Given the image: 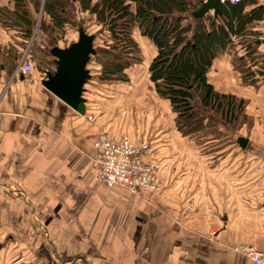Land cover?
<instances>
[{"label":"crops","instance_id":"crops-1","mask_svg":"<svg viewBox=\"0 0 264 264\" xmlns=\"http://www.w3.org/2000/svg\"><path fill=\"white\" fill-rule=\"evenodd\" d=\"M241 2L242 14L257 11L260 17L246 22L244 35L231 40H256L252 50L264 67V0ZM205 16L214 17L213 10ZM18 39L0 26V262L11 253L21 264H248L236 247L264 249V75L241 85L229 54L217 56L208 72L217 91L246 98L252 126L249 137L239 136L247 139L245 148L239 146L245 174L238 175L230 153L224 160L215 153L207 159L203 147H184L183 167L177 147L174 153L166 145L169 140L162 139L168 132L165 123L161 127L156 119V135L142 160L158 164L161 187L136 196L98 181L89 156L95 134H134L125 128L136 125L127 123L123 113L131 120L134 102L140 106L144 101L142 88L129 75L125 88L133 97L128 101L121 98L117 104L118 96L106 95L88 99L83 93L89 110L80 115L42 86L47 68L34 66L29 53L32 71H15L25 50ZM142 39L151 52L146 70L155 47ZM109 108L120 115L113 117ZM239 183L244 190L238 191ZM252 183L260 185L259 209L249 205Z\"/></svg>","mask_w":264,"mask_h":264},{"label":"trees","instance_id":"trees-1","mask_svg":"<svg viewBox=\"0 0 264 264\" xmlns=\"http://www.w3.org/2000/svg\"><path fill=\"white\" fill-rule=\"evenodd\" d=\"M202 1L97 0L92 3L91 0H77L81 10H88L96 15L100 24L108 22L112 39L124 44L120 48L119 44L116 46L119 52L113 53L108 61L99 62L106 77H97L98 79L94 80L122 83L128 81L127 69L137 64L138 57L135 54L140 52L138 42L127 31L128 27L135 23L139 34L155 47V54L147 66L151 88L158 97L169 101L176 116V123L179 124L178 131L183 135L186 134L181 129L183 127L191 129L195 125L193 131L197 132L209 125L205 122L204 125V117L199 118L195 102L201 108L213 112L229 127L244 123L248 119L245 112L247 101L235 94L217 91L209 81L208 72L212 61L228 48L231 36H243L245 23L256 16L259 18L260 15L257 11L242 14L240 0L234 4L220 3L218 15H221L222 22L215 16L194 18L192 12ZM75 2L76 0H6L0 6V26L19 38L16 40L18 45L23 44L18 43L19 40L29 39L35 26L36 32L45 34V38L52 41L66 25H72ZM255 41L243 40L250 53L253 52ZM53 48L61 47L54 45L46 53L52 57V61L44 72V78L48 72L53 73L55 69V58L50 51ZM28 50L30 51V46ZM93 54L89 55L88 61ZM240 58L241 56L237 57L236 69L241 75H251L239 63ZM99 72L101 74V71ZM94 80L88 72V78L83 84V93H87V83L91 85Z\"/></svg>","mask_w":264,"mask_h":264},{"label":"rangeland","instance_id":"rangeland-1","mask_svg":"<svg viewBox=\"0 0 264 264\" xmlns=\"http://www.w3.org/2000/svg\"><path fill=\"white\" fill-rule=\"evenodd\" d=\"M3 1V0H0ZM92 3H95L97 0H91ZM74 13H72V18H73V23L72 25H66L65 29L60 32L58 35H56V39H52L48 41V38H45V34H42L41 32H36V26L33 29V32H31V35L29 39L27 40H22L18 41L19 47L21 49H25L27 45L30 46V51H29V60L34 61V66H36L38 69H44L45 67H48L49 62L52 61V57L48 54V50L50 47L57 45L60 46L61 48L63 46L70 45V43L75 42L78 38L77 35L80 31L86 33V34H91L92 36V47L94 50L93 56H91L90 60L88 61V64L86 66L90 78L92 80L94 79H100V77H106L104 74V71L102 68H100L99 62L103 61H108L110 56L113 53H118L119 51L117 50L116 46L119 44V48L124 46L122 43H118L117 41H114L111 36V31L108 30L109 24L108 22H102L101 24L98 22V17L92 13H90L88 10H81L80 8V3L75 2L74 6ZM119 29H117L118 31ZM127 31L130 32V35L132 38H134L138 44H139V49L140 52L135 54L138 57V62L137 64L132 65L130 69H132L130 72H128L127 76L131 75V79H134V83L137 84L136 87L142 88V96L144 97V101L139 103L140 106H135L134 104L132 105V111H131V120H128L129 118H126V113H123L124 118L126 119L127 123H133L136 125V128H131L126 127L125 129H129L132 133H129V131H125L121 133L120 135H127L130 139L133 141H143L145 143L146 148L149 147L151 144L149 141L152 139L153 135L155 133V128L153 121L155 122L156 119L159 121V125L162 127V125L165 123V130L168 131L167 133H162L161 136L163 137L162 139L167 138L169 140V143H167V147H173L174 153L176 152V149L179 150V157L177 158L176 155H174L175 158L181 162V165L184 167V147H203V152L200 150L201 154H204L205 157L207 156V159H213L212 156L215 153V155L221 159L224 160L226 156L229 155L232 156L231 158H235L237 162V170H238V175L244 173L243 165H244V160L246 158L243 156L242 151L239 148V145L236 141V138L239 136H246L249 137V127L252 126V121L248 117L247 121L236 123L233 127H229L227 125H224L223 121L220 120L217 115H215L213 112L205 110L200 107V105L195 102V107H198V114L199 118L202 119L204 117L203 123H207L209 125H205L204 123V128L202 130H199L197 132H194L193 129L196 128L194 125L193 127L190 128H181L186 134H182L181 132L178 131V123H176L175 120V114L172 112L170 108L169 101L158 97L154 90L151 88L148 90L144 83L146 80V72L147 69L144 70L143 65H145V60L149 57L151 54L150 48L147 45V43L142 39V36L139 34V31L137 30L136 24L132 23L131 26L128 27ZM17 36V34H15ZM53 38L54 36H49ZM251 39L250 36L246 37L243 39V37L240 39L239 42L242 44H238L237 42H233L231 40L228 48L223 52L222 54H229L231 61H233V66L234 69H236V61L237 57L240 58L239 63L243 66L244 69H246V72H250L251 75H241L239 72L240 76V84L244 85L249 84L250 79L252 76L255 75H264V67L259 65L260 63H263L262 60L258 61L259 59L257 56H255V52L253 50L252 53H250V49H247V47H244L246 44L243 43L244 41H247ZM16 41V40H15ZM219 54V55H222ZM218 55V56H219ZM148 56V57H147ZM257 58V59H255ZM144 63V64H143ZM53 66V65H52ZM129 69V70H130ZM101 71V74L100 72ZM99 73V74H98ZM148 74V72H147ZM98 77V78H97ZM88 86H86L88 99L93 97L94 95H106L108 97H117L116 101L118 104V101L121 98H124L123 102L126 100H130V97H133L130 92L127 91L125 88L127 85L126 83L124 85L125 91L123 94V90L121 88L122 82H117V81H93V84L90 85V83H87ZM122 92H120V91ZM94 95H93V94ZM91 94V95H90ZM155 96L156 98L154 99ZM151 98V99H150ZM246 100V98H245ZM167 101V102H165ZM134 107H137L141 111L139 113L135 112L136 109ZM112 110L113 114L111 115L113 117H116V114L121 113L119 109L116 108H109ZM148 118V119H147ZM93 119V117H92ZM88 120V119H87ZM91 121V120H88ZM139 131L135 132L136 130ZM158 133V132H157ZM144 134V136L142 135ZM97 134H95L96 136ZM119 135V136H120ZM138 135V136H137ZM94 136V135H93ZM133 136V137H132ZM138 137V138H137ZM177 147V148H176ZM225 147H237L236 151H226L223 150ZM176 148V149H175ZM199 149V148H198ZM217 151V152H215ZM167 159V158H166ZM156 164V163H155ZM160 165V164H159ZM157 166V175L159 174V168L158 164ZM183 170L184 173V168L179 169ZM245 174V173H244ZM158 178L159 175H158ZM241 176H238V180H240ZM242 182L244 180L242 179ZM243 183L238 184V191L241 190L243 187L244 190V185ZM161 185V181L159 179V189ZM252 190H254V194L251 198L252 200V205L255 208H260L261 206V200L259 199L260 197L258 196V193L260 192V185L259 184H253L252 183ZM180 189L181 188L184 190V187L179 185ZM129 192V191H128ZM250 200V199H248ZM9 254H6L2 257V262L0 264H21V260L16 258V257H11ZM15 260H13V259Z\"/></svg>","mask_w":264,"mask_h":264},{"label":"built area","instance_id":"built-area-1","mask_svg":"<svg viewBox=\"0 0 264 264\" xmlns=\"http://www.w3.org/2000/svg\"><path fill=\"white\" fill-rule=\"evenodd\" d=\"M240 0H219L220 3H237ZM29 46V45H28ZM15 71L24 74L32 71V64L28 62V48L22 51ZM92 120V115H86ZM143 141L137 142L127 135L111 138L105 132L98 133L92 141V153L89 161L95 170L98 181L108 185H120L136 196L154 194L159 190V178L155 163L143 159L146 150ZM248 264H264V249H257L252 245L236 247Z\"/></svg>","mask_w":264,"mask_h":264},{"label":"water","instance_id":"water-1","mask_svg":"<svg viewBox=\"0 0 264 264\" xmlns=\"http://www.w3.org/2000/svg\"><path fill=\"white\" fill-rule=\"evenodd\" d=\"M219 0H203L192 12L194 18H202L209 10L213 15H218ZM111 29V26H109ZM78 39L64 48L51 49V55L55 58V69L53 73L48 72L42 81V86L59 98L63 104L75 110L78 114H85V98L83 96V84L88 78L85 68L89 55L94 53L92 47V36L82 31ZM237 143L241 148L247 145V139L238 137Z\"/></svg>","mask_w":264,"mask_h":264}]
</instances>
